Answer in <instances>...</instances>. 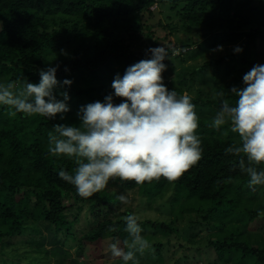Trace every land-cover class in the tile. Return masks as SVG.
Here are the masks:
<instances>
[{
    "label": "trees",
    "instance_id": "trees-1",
    "mask_svg": "<svg viewBox=\"0 0 264 264\" xmlns=\"http://www.w3.org/2000/svg\"><path fill=\"white\" fill-rule=\"evenodd\" d=\"M155 4L171 11L151 23L146 19L155 14ZM180 32L190 36L181 39ZM160 44L179 50L165 61L163 76L169 89L189 94L196 105L202 159L175 180L160 177L138 185L114 178L103 191L81 197L58 176L75 164L48 153V132L54 124H78L81 106L103 101L114 92L115 75L149 59L147 50ZM218 45L224 46L222 52L213 51ZM235 46L243 52L235 53ZM259 58H264V0H0V83H38L49 61L59 66L58 80L73 81L57 90L58 98L63 91L71 98L63 119L60 114L55 119L12 115L0 106V264H53L55 258L60 260L54 264H77L78 259L67 258V239L77 241L79 255H89L108 238L123 246L128 238L123 218L137 213V207L121 204L116 196L131 191L150 203L164 199L174 216L170 222L141 219L143 228L176 233L178 217L195 212L196 224L209 227L204 244L207 253L210 248L216 254L211 264H264V223L250 226L264 208V190H249L248 177L235 167L237 158L225 154L237 134L209 126L220 108L215 93L243 87V75ZM226 98L235 102L234 96ZM112 225L115 232L108 231ZM28 229L47 231L40 247H50H43V255L27 259L10 251L9 239ZM158 244L150 251L160 252ZM150 251L138 257V264L155 262Z\"/></svg>",
    "mask_w": 264,
    "mask_h": 264
},
{
    "label": "clouds",
    "instance_id": "clouds-1",
    "mask_svg": "<svg viewBox=\"0 0 264 264\" xmlns=\"http://www.w3.org/2000/svg\"><path fill=\"white\" fill-rule=\"evenodd\" d=\"M223 50L224 46L218 45L213 51ZM147 52L149 59L115 75L113 93L80 107L78 124H54L48 132V153L75 164L72 171L62 168L58 176L75 186L81 197L103 191L114 178L138 185L160 177L175 180L203 157L196 105L189 94L169 89L163 76L168 69L165 61L179 50L170 52L160 44ZM234 52L241 53L243 48L235 46ZM51 63L40 70L38 83L28 79L22 84L15 80L0 83V106L11 109L12 115L55 119L60 114L63 119V114L71 111V98L67 91L60 92L62 99L58 98L57 90L70 87L73 81L58 80L59 66ZM242 79L243 87L215 93L220 108L209 126L216 131L226 126L225 134H237L238 141L226 147L225 154L237 158L235 167L248 177V189L257 192L264 190V64L254 65ZM228 95L235 97L234 103ZM117 98H121L119 103ZM116 199L123 205L132 203L124 193ZM257 215L264 218V208L258 209ZM123 219L128 238L123 246L119 239L113 240L111 256L122 264H138V257L151 250V243L137 213ZM116 230L115 225L108 229Z\"/></svg>",
    "mask_w": 264,
    "mask_h": 264
},
{
    "label": "rangeland",
    "instance_id": "rangeland-1",
    "mask_svg": "<svg viewBox=\"0 0 264 264\" xmlns=\"http://www.w3.org/2000/svg\"><path fill=\"white\" fill-rule=\"evenodd\" d=\"M152 10L155 14L151 15L146 19L149 22H157L158 18L165 19V14L170 13V8H162L157 4L152 6ZM178 20V18H175ZM163 35L165 29H158ZM179 32V31H178ZM181 39H187L190 34L178 33ZM172 39L177 41V35L173 34ZM208 55H211L209 53ZM189 61L188 63H190ZM259 63L264 64V58H259ZM122 193V192H121ZM129 195L132 203L130 205L137 207V214L141 219L152 218L160 219L170 222L174 216L170 215V208L163 204L164 199H157L155 202H149L144 196H141L137 191H131ZM264 205V202H263ZM197 214L195 212H187L184 216H179L176 220V227L178 232L165 234L161 230H155L151 227L144 228V235L153 245L161 246L160 252L157 249L150 251L148 255L154 257L155 262L150 260L149 264H211L213 257L216 258V254L213 250L210 254L207 253L206 235L209 233V227L207 223H197ZM196 221H194V220ZM264 223V218L257 216L250 224L255 229ZM85 224V225H84ZM80 228L86 226V222L81 219L79 222ZM263 232L261 235L263 236ZM47 235V231H35L32 229L26 230L24 233H19L12 236L9 239V249L13 252H18L25 258L29 259L36 255H43L41 250L43 247L49 248V244L41 246L43 243V237ZM112 239H105L102 246L93 247L94 250L89 252V255L78 254L77 241L67 239L64 243L66 255L68 259H78L77 264H114L118 258L111 256L110 244ZM45 250V248H44ZM160 256V259L158 258ZM59 261L60 258L52 259L51 262L54 264Z\"/></svg>",
    "mask_w": 264,
    "mask_h": 264
}]
</instances>
